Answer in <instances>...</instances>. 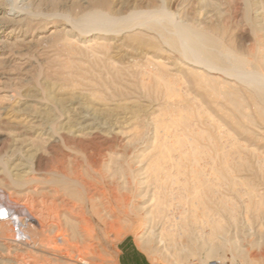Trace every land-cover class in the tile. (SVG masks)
Wrapping results in <instances>:
<instances>
[{
	"label": "rangeland",
	"instance_id": "rangeland-1",
	"mask_svg": "<svg viewBox=\"0 0 264 264\" xmlns=\"http://www.w3.org/2000/svg\"><path fill=\"white\" fill-rule=\"evenodd\" d=\"M33 3L10 37L0 8V224L15 220L35 246L4 225L0 264H119L125 240L149 264H200L223 232V264H264V105L173 43L179 28L202 34L222 70L264 83V0ZM100 12L134 27L67 32L66 18ZM220 132L240 159L222 186L207 169L212 195L177 159Z\"/></svg>",
	"mask_w": 264,
	"mask_h": 264
},
{
	"label": "bare ground",
	"instance_id": "bare-ground-1",
	"mask_svg": "<svg viewBox=\"0 0 264 264\" xmlns=\"http://www.w3.org/2000/svg\"><path fill=\"white\" fill-rule=\"evenodd\" d=\"M34 1L35 0H0V8H3L5 17L7 19V22L5 23V25H11L10 27L12 28L7 33L8 37H10L11 33H14V30L16 27H19V25H21L22 23L26 21V19L28 18V15H30L29 13L31 11V8L34 6V3H33ZM86 18L84 17L82 19H77V20L66 18L65 24L66 26L70 28V30H68L67 32H71L72 30L75 29L76 31H79V33H82V34L93 33V32H97L101 34H112V33L119 34L121 31H124V30L128 32L129 29L134 27V26H130L129 25L130 23H128V21H120L118 25L109 23L111 20L109 21L108 17H106L101 12L94 13L93 15H90V16H86ZM107 21H108L107 23L108 26L104 27L105 26L104 23ZM174 24L178 26L177 23H174ZM63 30H66V29L63 28ZM182 30L181 28L176 30V32L178 33V37H179L177 41L178 40L179 41L177 42V44L176 42H173V43H175L174 45L178 46L183 56L190 58V60L192 61V66L202 69L204 72H207L210 74H216L219 76L226 75L228 76L227 78H230L235 81L239 80L243 82L244 84L250 86L252 94H254L255 97L260 102H262V104L264 105V83L263 82L259 83L256 78H254L253 76L247 75V74H238L240 73L239 71L235 72L234 75L228 74L227 72L221 69L222 66L218 64L217 62V57H216V52H215L216 45L213 44L211 39L207 38L206 36L202 34L196 33L194 31L187 30L188 33H186L185 32L186 28L185 30H183L184 32ZM2 34H3V31H2V28L0 27V35ZM238 65L241 67L242 62L238 63ZM201 79L204 80V78H201ZM218 139H219L218 144H215L213 141H211L207 148H203V147L201 148L197 144H193V143H189L187 145H180L179 155H178L179 158L177 159V162L179 163V167H181L180 166L181 163H184L186 165L184 166L189 169L188 173L191 175V177L195 179V183L198 186H203L212 195H216L218 192L217 193L215 192L216 189H213L212 183H210L209 177L211 175L207 173V169L215 171L214 179H215V182H217L216 185L222 186L223 182H225V175L230 170V169L228 170L229 167H227L228 161H230L231 159L232 160L240 159V155L236 151V147H233L231 146L232 144H230L231 147L229 149L228 147L229 144L227 145V141H224V134L220 132L218 134ZM2 146L3 144L0 142V151L2 150ZM231 148L234 149L235 151V153L232 156H230V151L232 150ZM188 155H190L191 158H189ZM201 155L202 156L204 155V157L207 156L209 158L208 162H204L203 160V163L205 164L202 163V159H200L201 162L199 160V162L202 163L204 166H199L196 160L197 158H202ZM235 156L237 158H234ZM185 162H188L187 163L188 165ZM230 179L231 181H234V178L231 177ZM217 199H221V197H217ZM7 224L9 225V231L8 233L6 232L8 234V238H9L8 240L23 244L24 246H27L32 249L33 242H31L30 235H27L25 233L24 228L20 226L19 223L16 222L15 220L9 219L7 222H4L3 220V224L2 225L0 224V230L1 228H3L4 225H7ZM184 232H185V235H188L189 233L187 228L186 230H184ZM194 236L195 234H193L192 237ZM199 239H201L200 241H202V238H197V240ZM200 241H196V242H198L199 244ZM227 242H228L227 233L223 232L219 234L217 237V242H215V244L207 243V245H205L206 249L204 250L206 251L203 256H200L198 258L199 263L200 264H212L214 262L213 259L217 258L218 256L221 257L219 259H222L221 263L215 262L214 264H223L224 263L223 260L225 258L228 259L230 262L233 261L234 257H233V254L231 253L232 252L231 248L226 249ZM204 244L205 243L203 242L201 246H203ZM33 246H35V243L33 244ZM226 253H229V254L226 255ZM185 257L187 258L192 257V254L187 252ZM80 262L84 264V261H80Z\"/></svg>",
	"mask_w": 264,
	"mask_h": 264
},
{
	"label": "crops",
	"instance_id": "crops-1",
	"mask_svg": "<svg viewBox=\"0 0 264 264\" xmlns=\"http://www.w3.org/2000/svg\"><path fill=\"white\" fill-rule=\"evenodd\" d=\"M119 264H149L148 261L139 254L133 242L123 241L119 246Z\"/></svg>",
	"mask_w": 264,
	"mask_h": 264
}]
</instances>
